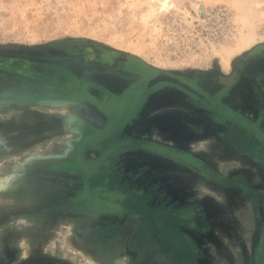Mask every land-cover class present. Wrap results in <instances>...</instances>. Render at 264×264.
Listing matches in <instances>:
<instances>
[{"label": "rangeland", "instance_id": "1", "mask_svg": "<svg viewBox=\"0 0 264 264\" xmlns=\"http://www.w3.org/2000/svg\"><path fill=\"white\" fill-rule=\"evenodd\" d=\"M150 70L231 108L228 135L167 86L107 133ZM25 154L0 190V264H162L149 216L90 191L100 178L189 216L192 255L167 264H264V0H0V171Z\"/></svg>", "mask_w": 264, "mask_h": 264}, {"label": "flooded vegetation", "instance_id": "2", "mask_svg": "<svg viewBox=\"0 0 264 264\" xmlns=\"http://www.w3.org/2000/svg\"><path fill=\"white\" fill-rule=\"evenodd\" d=\"M166 86L176 88L178 91L183 92L192 100L191 102L194 104V107L204 114H207L210 119L217 120L219 119L218 116L222 117L224 121L220 122V126L226 129L224 130L226 132L225 135L229 130V122H231V120H237V115L231 108L221 105L215 97L204 93L199 87L190 85L183 79L168 73L150 70L149 77L142 84L134 85L128 90L121 115L117 117L107 133L116 131L122 127L154 90L162 89ZM85 167L82 169L83 172L86 170ZM121 198L116 196L113 201L110 202L130 210V213L138 218L140 216H149L152 222V228L160 237L161 254L163 256L161 258L162 264H167V256H178L180 260H187L190 258L192 255V247L185 235L181 234L179 229L174 226V224H182V222L185 224L189 216L184 215L183 211L179 213L177 209L166 208L163 204H161L159 208L151 209L146 205L145 201L142 204L143 200L140 199V197L138 199L136 197L133 199L127 198V201Z\"/></svg>", "mask_w": 264, "mask_h": 264}, {"label": "clouds", "instance_id": "3", "mask_svg": "<svg viewBox=\"0 0 264 264\" xmlns=\"http://www.w3.org/2000/svg\"><path fill=\"white\" fill-rule=\"evenodd\" d=\"M36 159L35 156L30 154H25L23 157L19 158L10 169L0 171V190L6 189L11 185V183L18 178L17 173L27 166H29L33 160ZM23 248V244H21ZM27 253H22V258H26Z\"/></svg>", "mask_w": 264, "mask_h": 264}, {"label": "trees", "instance_id": "4", "mask_svg": "<svg viewBox=\"0 0 264 264\" xmlns=\"http://www.w3.org/2000/svg\"><path fill=\"white\" fill-rule=\"evenodd\" d=\"M85 169H86L85 173H87V174L92 173V175L96 176L95 178H97L100 174H102V171L100 170V162L99 161H93V162L88 163V165H86ZM102 181H105L104 178H100V179L94 181L95 183H93L91 185V187H89L90 191L93 192L97 189H100L103 193H105V196L108 197L110 200H113L114 197L118 196L120 198L122 197L121 199L127 201V197H126L125 193H123L119 189H112L109 186H103ZM133 198H135L134 195H132L130 197V199H133ZM107 202L109 203V200Z\"/></svg>", "mask_w": 264, "mask_h": 264}]
</instances>
